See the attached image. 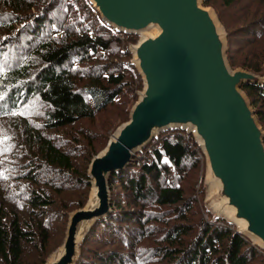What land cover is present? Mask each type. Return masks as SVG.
<instances>
[{
	"label": "trees",
	"instance_id": "trees-1",
	"mask_svg": "<svg viewBox=\"0 0 264 264\" xmlns=\"http://www.w3.org/2000/svg\"><path fill=\"white\" fill-rule=\"evenodd\" d=\"M203 4L225 26L231 66L263 73L264 0ZM95 9L90 0H0V264L46 262L70 212L87 203L89 164L109 141L85 120L118 107L116 119L127 121L136 100L128 95L140 73L121 34L137 37L101 23ZM241 88L264 129V84ZM201 156L179 127L136 152L111 174L112 210L76 264H264L234 223L193 219L201 211L182 184Z\"/></svg>",
	"mask_w": 264,
	"mask_h": 264
},
{
	"label": "water",
	"instance_id": "water-1",
	"mask_svg": "<svg viewBox=\"0 0 264 264\" xmlns=\"http://www.w3.org/2000/svg\"><path fill=\"white\" fill-rule=\"evenodd\" d=\"M203 1L90 0L117 31L157 25L159 32L148 30L130 46L144 91L91 160V196L69 214L65 238L44 264H76L94 223L112 210L111 174L130 165L161 131L178 127L192 132L207 156L210 204L229 209L237 232L264 248V129L241 88L264 84V75L231 68L222 25Z\"/></svg>",
	"mask_w": 264,
	"mask_h": 264
},
{
	"label": "rangeland",
	"instance_id": "rangeland-1",
	"mask_svg": "<svg viewBox=\"0 0 264 264\" xmlns=\"http://www.w3.org/2000/svg\"><path fill=\"white\" fill-rule=\"evenodd\" d=\"M203 4V2H202ZM206 7H210L214 10L220 24L222 25V28H223V31L225 33V37H226V42H227V50H226V54H227V59H228V62H229V58H228V39H227V31L225 29V26L223 25V23L221 22V20L219 19V16L216 12V10L214 9V7L212 6H207L205 5ZM97 10V9H95ZM152 32H154V29L151 30ZM128 34H135L137 37L136 39H133V40H130V41H127V38H126V35L125 34H121V39L123 40V43L127 44V46L129 47V50H130V46L131 45H135L137 44L140 39L142 38V33H128ZM131 51V50H130ZM132 53V52H131ZM132 63H133V54H132ZM229 65L231 66L230 62H229ZM231 68L233 70H236V69H245L241 66H238V67H233L231 66ZM136 69L138 70V68L136 67ZM248 70V69H247ZM139 72V70H138ZM253 72V71H252ZM140 73V72H139ZM255 73V72H254ZM256 74H259V75H264V72L263 73H256ZM140 78H141V81H137L136 84H134V92L133 94H129L128 95V99L130 101V99L132 97H135V102L133 103L132 107L134 106V104L140 99V95H141V92L144 91V88H145V81H144V78H143V75L140 73ZM141 82V84H140ZM81 85L84 84V82L80 83ZM243 90V89H242ZM244 93L247 95L246 91L243 90ZM247 97L249 98V96L247 95ZM119 102L118 104L120 105L122 100H121V97H119ZM250 100V98H249ZM132 107H130V109H132ZM253 107V106H252ZM118 107H115L114 109L116 110H113V111H103L100 115L97 116V118L94 120V121H89V120H85L84 122V125L85 127H90V126H95L97 130H101V131H105L107 129V137H108V140H110V138L113 136V134L116 132L117 128L124 122H118V119L117 116H116V112L118 111L117 110ZM254 108V107H253ZM110 109V108H109ZM255 109V108H254ZM131 111V110H130ZM257 116V115H256ZM129 118H130V113H129ZM128 118V119H129ZM258 118V117H257ZM260 123V122H259ZM261 125V123H260ZM262 126V125H261ZM170 129H174V128H170ZM182 129V128H181ZM167 130V129H166ZM166 130L164 131H161L160 133L162 132H166ZM186 130V129H185ZM187 131V130H186ZM188 132V131H187ZM190 133V132H189ZM160 135V134H159ZM158 135V136H159ZM194 135V134H193ZM157 136V137H158ZM196 140V139H195ZM109 142V141H108ZM197 142V141H196ZM108 144V143H107ZM198 146L201 148V152L203 153V156H201V169L200 168H197L195 172L193 171H190L189 173H187L185 175V178H184V181H183V186L185 187V191L186 193L188 194L187 197H192L194 199L193 203H194V206H196L199 211H201L199 214H197V212H195V216H193V219L194 220H198V219H201L202 216L204 217H207L209 216V213L210 215L214 216V217H223L225 219H227L228 221L234 223L232 220H230L228 217H226L225 215H221V214H218L214 209H213V206L210 204L209 202V195H210V186L207 184V178H208V175H207V172H208V161H207V156L206 154L204 153V149L200 146V144L197 142ZM107 146V145H106ZM105 146V147H106ZM103 150V149H102ZM101 150V151H102ZM100 151V152H101ZM99 152V153H100ZM90 165V164H89ZM88 174H89V167H88ZM91 178V177H90ZM91 180V190H90V193H89V198L91 196V193H92V189H93V186H92V178L90 179ZM203 185H202V183ZM111 190V189H110ZM212 191V189H211ZM111 195H112V191H111ZM190 195V196H189ZM88 198V200H89ZM88 202V201H87ZM87 204V203H86ZM85 204V205H86ZM79 209V208H78ZM74 211V210H73ZM72 212V211H71ZM70 212V213H71ZM69 220V218H68ZM68 224V223H67ZM235 225V229L236 231L238 230V225L236 223H234ZM67 228V227H66ZM65 234H66V231H65ZM247 236V235H245ZM248 237V236H247ZM65 238V235L62 239V241H60L58 243V241L60 240V236L57 237V244L58 246L56 248H54L52 250V252L49 254L48 258L46 259V261L49 259L50 255L57 249L61 246L63 240ZM252 243L254 245H257L258 247L261 248V250L264 252V248L261 247L257 242H255L254 240H252L250 237H248ZM80 251H81V245H80ZM81 254V253H80ZM161 264V263H160Z\"/></svg>",
	"mask_w": 264,
	"mask_h": 264
},
{
	"label": "bare ground",
	"instance_id": "bare-ground-1",
	"mask_svg": "<svg viewBox=\"0 0 264 264\" xmlns=\"http://www.w3.org/2000/svg\"><path fill=\"white\" fill-rule=\"evenodd\" d=\"M154 29V32H152L151 30ZM150 30V32L154 35V34H157L159 32V27L157 25H152L150 28L148 29H145L143 31H141V33L143 34L144 32ZM213 190L215 189V186H214V183H213V186H212ZM212 192V191H211ZM213 206V209L218 213V214H221V215H225L226 217L230 218L231 220H234L235 221V218L231 217V211L227 208L223 209V211H220V207L219 205L221 206L220 203L214 205V204H211ZM227 209V210H226ZM257 241V240H256Z\"/></svg>",
	"mask_w": 264,
	"mask_h": 264
},
{
	"label": "built area",
	"instance_id": "built-area-1",
	"mask_svg": "<svg viewBox=\"0 0 264 264\" xmlns=\"http://www.w3.org/2000/svg\"><path fill=\"white\" fill-rule=\"evenodd\" d=\"M101 23H106V21L100 16V20H99Z\"/></svg>",
	"mask_w": 264,
	"mask_h": 264
}]
</instances>
